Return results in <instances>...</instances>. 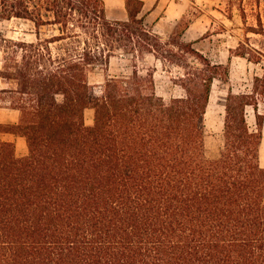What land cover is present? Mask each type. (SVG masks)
<instances>
[{"label": "trees", "instance_id": "trees-1", "mask_svg": "<svg viewBox=\"0 0 264 264\" xmlns=\"http://www.w3.org/2000/svg\"><path fill=\"white\" fill-rule=\"evenodd\" d=\"M234 55L261 65L248 91H228L222 147L204 155L212 64L176 31L145 23L142 0L110 21L103 0H0V19L33 24L34 41L0 35V264H264V0L246 5ZM182 94L155 92L157 63ZM95 67L103 71L90 84ZM251 108L254 128L246 119ZM93 113L91 125L84 111Z\"/></svg>", "mask_w": 264, "mask_h": 264}, {"label": "rangeland", "instance_id": "rangeland-1", "mask_svg": "<svg viewBox=\"0 0 264 264\" xmlns=\"http://www.w3.org/2000/svg\"><path fill=\"white\" fill-rule=\"evenodd\" d=\"M145 1L146 5L143 10L145 23L152 29H154L155 22L165 10L167 4L176 2L177 8L174 10L172 20L166 19L162 21L160 29L164 32L157 33L153 30L156 34L166 40L173 31H176V25L180 23L179 31L182 33L183 41L192 43V47L203 54L212 64L228 67V81L226 83L218 79L214 80L204 115V155L207 159H214L218 156L222 147L223 116L228 91L231 90L234 93L248 91L251 88L253 77L262 73L261 65H255L245 58L234 55V50L238 43L244 42L246 28L251 25L255 26V17L245 4L246 19L245 23H243L237 5H234L230 11H226L227 0H160L156 12L151 16H147L148 9L151 8L154 2L157 3L158 0ZM103 2L105 15L108 20L126 19L124 0H103ZM174 19L176 23L171 28L172 24H174ZM188 26L190 28L184 34L183 31ZM0 35L26 41L35 40L33 24L22 19H0ZM246 36L249 39L248 43L250 46L257 50L264 49V39L260 35L247 33ZM88 77L90 84H99L103 79V71L100 67H95ZM154 80L156 94L164 99L182 94L181 88L170 81V74L165 72L158 63L154 73ZM259 111L264 114V103L259 105ZM92 117V111L86 109L84 111V123L91 125ZM246 119L250 128L253 129L254 116L251 108L246 109ZM0 124L7 125L6 123ZM16 137L12 134L0 132V139L13 142L15 155L22 157L26 154V145L23 151L20 150V141L25 140L18 138V143ZM259 160L260 165L264 167V120Z\"/></svg>", "mask_w": 264, "mask_h": 264}, {"label": "crops", "instance_id": "crops-1", "mask_svg": "<svg viewBox=\"0 0 264 264\" xmlns=\"http://www.w3.org/2000/svg\"><path fill=\"white\" fill-rule=\"evenodd\" d=\"M143 1V10H144V7L146 5V1L145 0H142ZM160 4V0L157 1V3H153V5L151 6L150 9H148V13H147V16H151L153 15L158 6ZM176 7V2H173V3H170V4H167L165 10H163V12L160 14L158 20L155 22L156 24L153 26V30H155L157 33H161V32H164L161 28V25H162V21H165L166 19L167 20H172L173 18V15H174V10H175ZM177 17V15H176ZM176 21L174 19V24H172V27H174ZM190 26H188L183 32L184 34L189 30ZM163 34V33H162ZM2 87V83L0 82V88ZM18 120V112L15 111V110H12V109H8V108H1L0 107V123H6V124H15ZM18 138L19 139H23L22 137H16L17 141H18ZM25 141H20V150H24V147H25ZM19 143V141H18Z\"/></svg>", "mask_w": 264, "mask_h": 264}, {"label": "bare ground", "instance_id": "bare-ground-1", "mask_svg": "<svg viewBox=\"0 0 264 264\" xmlns=\"http://www.w3.org/2000/svg\"><path fill=\"white\" fill-rule=\"evenodd\" d=\"M262 156H263V152H262Z\"/></svg>", "mask_w": 264, "mask_h": 264}]
</instances>
